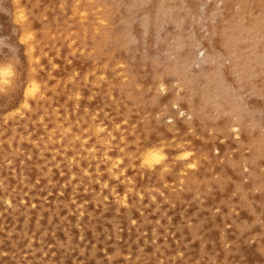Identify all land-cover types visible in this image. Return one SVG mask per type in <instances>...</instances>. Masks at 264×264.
Returning <instances> with one entry per match:
<instances>
[{
	"label": "rangeland",
	"instance_id": "obj_1",
	"mask_svg": "<svg viewBox=\"0 0 264 264\" xmlns=\"http://www.w3.org/2000/svg\"><path fill=\"white\" fill-rule=\"evenodd\" d=\"M1 67L0 264H264V0H0Z\"/></svg>",
	"mask_w": 264,
	"mask_h": 264
},
{
	"label": "clouds",
	"instance_id": "obj_2",
	"mask_svg": "<svg viewBox=\"0 0 264 264\" xmlns=\"http://www.w3.org/2000/svg\"><path fill=\"white\" fill-rule=\"evenodd\" d=\"M2 77V80H0V88L8 89L9 87H11L14 80V73L12 68L5 67L2 70ZM143 162L145 167H152L156 165L163 167V165L166 163V157L163 154V150L157 147L145 152Z\"/></svg>",
	"mask_w": 264,
	"mask_h": 264
},
{
	"label": "bare ground",
	"instance_id": "obj_3",
	"mask_svg": "<svg viewBox=\"0 0 264 264\" xmlns=\"http://www.w3.org/2000/svg\"><path fill=\"white\" fill-rule=\"evenodd\" d=\"M17 13H19V12H17ZM21 13H22V12H21ZM15 14H16V13H15ZM23 16H24V14H23ZM19 18H20V17H19ZM21 18H22V17H21ZM22 30H23V28H22ZM26 32H27V31H26ZM26 32H25V33H26ZM23 33H24V31H23ZM23 35H24V34H23ZM3 38H4V37H3ZM32 38H33V37H32ZM30 47H32V46H30ZM31 59H32V58H31ZM3 69H4V68L1 67V69H0V70H1V74H0V75H2V70H3ZM36 80H37V79H36ZM31 81H32L33 83H31V82L29 81V82H30V83H29L30 85H29V84H28V85L31 86V87H33V88H38V87L36 86L35 81H33V80H31ZM26 84H27V83H26ZM27 89H28V88H27ZM26 93H27V92H26ZM26 93H25V94H26ZM26 96H27V94H26ZM109 141H110V140H109Z\"/></svg>",
	"mask_w": 264,
	"mask_h": 264
}]
</instances>
